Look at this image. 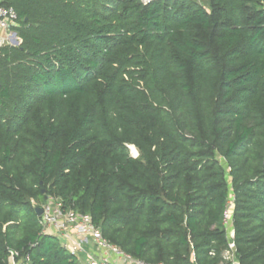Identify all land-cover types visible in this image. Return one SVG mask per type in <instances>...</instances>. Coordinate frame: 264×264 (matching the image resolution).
Returning <instances> with one entry per match:
<instances>
[{"label": "trees", "instance_id": "obj_1", "mask_svg": "<svg viewBox=\"0 0 264 264\" xmlns=\"http://www.w3.org/2000/svg\"><path fill=\"white\" fill-rule=\"evenodd\" d=\"M5 3L0 264H77L46 196L149 263L264 264V0Z\"/></svg>", "mask_w": 264, "mask_h": 264}, {"label": "built area", "instance_id": "obj_2", "mask_svg": "<svg viewBox=\"0 0 264 264\" xmlns=\"http://www.w3.org/2000/svg\"><path fill=\"white\" fill-rule=\"evenodd\" d=\"M147 3L153 0H141ZM20 18L17 11L0 0V48L5 45L17 46L21 39L17 28ZM15 41L18 44H15ZM34 206L42 209L40 217L41 232L56 236L61 245L75 258L77 264H163L149 263L125 252L116 244L106 239L99 226L90 214L81 213L72 208H65L58 197L46 196L44 201ZM234 197L230 190L222 222L229 240V249L225 251V259H233L234 243L232 242V212ZM16 252H11L13 261Z\"/></svg>", "mask_w": 264, "mask_h": 264}, {"label": "rangeland", "instance_id": "obj_3", "mask_svg": "<svg viewBox=\"0 0 264 264\" xmlns=\"http://www.w3.org/2000/svg\"><path fill=\"white\" fill-rule=\"evenodd\" d=\"M201 4L206 7V4L204 2H201ZM129 148H130L131 155L136 156L137 155L136 150L132 146H129Z\"/></svg>", "mask_w": 264, "mask_h": 264}, {"label": "water", "instance_id": "obj_4", "mask_svg": "<svg viewBox=\"0 0 264 264\" xmlns=\"http://www.w3.org/2000/svg\"><path fill=\"white\" fill-rule=\"evenodd\" d=\"M15 44H18V42L15 41ZM136 156H137V155H136ZM35 212H36V215H37V216H40L41 213H42V209H41L39 206H36V207H35Z\"/></svg>", "mask_w": 264, "mask_h": 264}, {"label": "bare ground", "instance_id": "obj_5", "mask_svg": "<svg viewBox=\"0 0 264 264\" xmlns=\"http://www.w3.org/2000/svg\"><path fill=\"white\" fill-rule=\"evenodd\" d=\"M137 154V153H136Z\"/></svg>", "mask_w": 264, "mask_h": 264}]
</instances>
